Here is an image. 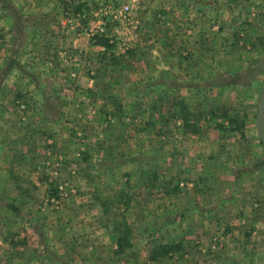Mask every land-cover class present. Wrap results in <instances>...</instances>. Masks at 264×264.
<instances>
[{
	"label": "crops",
	"instance_id": "obj_1",
	"mask_svg": "<svg viewBox=\"0 0 264 264\" xmlns=\"http://www.w3.org/2000/svg\"><path fill=\"white\" fill-rule=\"evenodd\" d=\"M1 1L0 5L5 6ZM4 1L7 5L8 0ZM132 1L134 12L132 8L131 11L137 25L130 30L116 29L122 44L115 42L114 56L129 55V52L133 55L138 52V44L154 43L150 51L153 61L148 58L143 72L133 69L128 81L119 83V95L96 93L94 87L100 82L97 78L88 77V58L101 49L91 42L92 29L88 30L81 22L85 15H92L94 18L91 17L88 25L98 29L101 34L107 32V35L100 36L109 37L113 33L112 23L109 24L110 18L106 17L108 13L105 11L112 0H11L15 8L23 11L15 19L9 15L7 7L0 8V23L4 20L7 22V16L16 22L28 17L26 20L29 21H25L29 22L32 29L29 33L33 39L27 53H20L16 49V53L11 54L7 49L9 44L8 47L2 46L0 51V89L8 93L5 99L0 94V119H4L1 120L3 123L0 122L3 125L0 132V166L3 168L1 191L11 203L17 202L18 206H13L19 217L11 214V209L7 208L13 206L7 203V208L2 209L3 212L7 210V214L5 211L0 223L12 229L21 226L27 229V225L35 227L36 223H40L46 232L39 248L57 247L58 231H64L68 223L78 224L76 215H84V212L87 215L89 211L78 210L81 213H77L69 208L70 203H65L67 200L62 201L64 206H54L60 193L46 191L53 184L49 176L56 172L58 177L62 173L66 176L67 170L64 180L72 183L69 161H76V158L90 161L92 157H100L103 161L106 152L110 154L108 147L111 146L116 157L107 161H125L127 157L118 156L116 151L117 143L125 134L130 137L131 170L138 181L142 180L139 177L146 179L136 189L137 197L141 196L147 201L145 211L137 213L145 221L141 239L144 238L145 242L158 240L162 245L175 244L178 247L192 244L195 246L193 255L196 264H264V193L257 189L261 178L255 176L250 181L248 175H239L234 179V175L227 174L225 180L230 183V189L218 192L212 184H206L205 187L209 189L202 191L203 185L198 177L215 175V169L212 170L214 162L207 160L211 146L217 145L219 135L212 129L198 131L197 136L190 133L196 127L193 124L197 122L195 118H198L191 109V104L197 102L195 96L203 88L221 94L217 79L238 75V68L216 75L225 69L219 68L214 60H218L219 53L235 50V39L243 36L244 27L250 25L251 29L259 30L257 27L260 28L262 22L260 17L255 18V13H264V5L260 0ZM2 29L3 26H0L1 39L4 38ZM177 41L179 44H175ZM24 45L26 43L22 47ZM145 54L149 55L148 52ZM20 56L22 65L12 64L20 62ZM26 58L31 62H27ZM206 60L211 64L202 63ZM25 66L27 70L41 71L37 73L39 78L31 75L25 77V73H22ZM211 73L214 74L212 77ZM238 78L236 83H239ZM238 85L227 86L223 91H231ZM18 86L30 87L29 91L33 90L34 95L29 93L27 98L37 99L36 104L27 108L24 117L19 109H12L8 105L12 100H24V94L17 93ZM81 88L85 89L84 93ZM14 90L15 93H12ZM156 99L163 106L161 117L166 121L162 125L158 121L159 115L151 113L153 107L150 105ZM45 101L54 104L49 108ZM178 102H184L187 107L184 116L181 115L186 122L175 114L179 110ZM139 107L146 108V111H141ZM147 109L150 119L145 121L140 116ZM40 115L42 119L46 117L44 126L43 120L38 119ZM224 116L230 115L224 112ZM16 118L19 120L16 121ZM25 118L30 120L25 122L29 127L21 123ZM32 119L35 120L33 123ZM137 124L147 133L146 137L141 136L143 133L137 130ZM149 126H153L154 130ZM91 129V132H87ZM75 131L85 142L79 145L84 147L80 149L81 154L76 153L75 146H71L73 143L66 136V133L71 135ZM155 134H161L162 140L167 135L178 134L173 136L172 142L178 147L180 161H172L169 153H165L161 161H153V146L159 140L154 137ZM169 141L170 137L162 145L170 144ZM143 144L149 146L152 161L137 160L138 148H142ZM141 162L151 164L153 171L144 173ZM151 162L156 163L153 165ZM139 165L142 171L138 170ZM156 166L159 169L154 170ZM61 168L63 172L60 174ZM39 172L46 177L38 180L35 175ZM13 173L16 178L12 176ZM109 174L115 176L112 171L106 172V175ZM27 178L28 183L25 181ZM243 178H246L245 184L244 181L236 184ZM239 191L244 192V196ZM219 202L231 206L229 224L232 228H227L223 235L219 233V223L223 220L219 221L215 206ZM89 226L84 223L79 228L88 230ZM64 238L71 237L66 233ZM93 238L98 237L95 234ZM89 239L79 238V242H88ZM6 254L7 257L1 255L0 259L4 263L9 262L11 253ZM60 258L51 260V263L62 264ZM27 261L18 258L17 264H26Z\"/></svg>",
	"mask_w": 264,
	"mask_h": 264
},
{
	"label": "rangeland",
	"instance_id": "obj_2",
	"mask_svg": "<svg viewBox=\"0 0 264 264\" xmlns=\"http://www.w3.org/2000/svg\"><path fill=\"white\" fill-rule=\"evenodd\" d=\"M1 2L5 4V6L0 5V8L2 7L4 9L7 7V11L12 18L15 19L23 13V11L20 12L19 9L15 8V5H13L11 0H8L7 5L4 3V0ZM133 3L132 0H112V2L109 3L105 11L108 13L106 17L110 18L109 24L112 23L111 31H113V33L110 34L109 37L100 36L107 35V32L101 34L98 29L91 28L88 23L93 16L85 15L81 22L88 27V30L92 29L90 31V33L93 34L91 36L92 44V38L97 39L99 37H104L108 39L110 43H114L115 45L116 43L122 44L116 29L124 28L125 30H130L131 28H136L137 23L134 18L135 16L133 15ZM260 3L264 5V0H260ZM131 8L133 12L131 11ZM84 14L86 13L84 12ZM255 14V18H261L262 23L259 24L260 28L257 27L259 30L251 29L250 25L248 27L246 26V28L244 27L242 29V31H244L243 36L236 37L235 39L237 42L235 50H227L231 52L221 55L219 53L217 57L218 60H214V62L218 63L219 68L225 69L224 72L216 73V75L220 76L235 71V69L238 68L236 73L240 75H237L239 77V85L237 88L235 87L228 92L222 91L221 94H215V91H207L203 88L199 95L195 96L197 102L191 104V109L198 118L196 127L191 129L194 131L190 133L197 136L196 134H199L198 131L202 132L212 129L217 135H219L216 147H208L212 151L209 154L207 161L214 162V164H212V170L215 169V175L212 173L211 176L205 174L198 177L200 183L203 185V188L201 189L202 191L209 189L208 187H205L207 186L206 184H212L218 192L230 189L231 185L225 180V178H228L227 174H232V176L234 175V179L239 175H248L250 181L254 180L255 176L257 179L261 178L257 189L264 193V148L256 131V104L261 88L264 85V29L261 26L262 24L264 27V13L256 12ZM247 15L249 16L251 13H247ZM101 16L104 15L102 14ZM27 18L28 17L24 18L23 21L16 22L7 16V22L4 20L0 23V26H3L4 29V38H0V51L2 46L8 47L9 44L7 49H9L11 54H15L16 49L19 50L20 53H27L28 46L33 45V39L31 38V33H29L32 29L30 28V25H28L29 22H26L29 21L26 20ZM23 43H26L24 47H22ZM175 44H179V42L177 41ZM154 45V43L148 45L145 42H142L138 44V52L136 54H120L116 57L114 56L115 58H111V53L107 52L104 47L98 46L101 50L96 52L94 56L88 58L89 67L87 73L89 78L99 79L100 84L94 87L96 93H114L119 95L121 93V86L119 87V83L128 81V78H130L131 73L135 68L138 72H143L145 64L149 62L148 58L153 61L150 57L152 56L150 51L153 49ZM144 49L149 53L148 56L145 54L147 52ZM106 53H108V55H106ZM26 59L27 62H31L28 58ZM208 60L202 63L206 65L211 64ZM21 63L20 56V62L17 61V63L12 64L22 65ZM26 68L27 66L23 67L24 71L22 72L25 73V77L28 78V76L31 75L34 78H39L37 73H40L41 71L27 70ZM213 75L214 74L212 73L210 74L211 77ZM143 79L145 80V77ZM114 83L115 85H113ZM29 88L30 87L28 86H18L19 90L17 93H23L24 100H18V102L12 100L8 103L12 109H19L20 115L23 117L26 115L27 108L37 103V99H34L33 97H30L29 99L27 98L29 93L34 95V92H32L33 90L29 91ZM43 90H45V86L43 87ZM80 90H82L83 93L85 92V89L83 88ZM12 93H15V90ZM0 94L3 99L8 95L7 91L3 92L1 89ZM45 102L49 108H51L50 105L52 106L54 104L52 101L51 103L48 101ZM40 107L44 111L43 106L41 105ZM150 107H153L152 114L159 115V123L161 125L165 124L166 120L161 117L163 106L160 100L156 99L151 103ZM139 108L141 111H146V108ZM148 112L149 109H147V112L141 114L140 117L142 120L148 121L150 119V114H147ZM224 112H227L230 116L223 117ZM40 117H42V115H40L38 119H42ZM153 117L157 120L156 116ZM45 119L46 117L42 119L43 126L44 123H46L44 121ZM1 120L4 119H0V122L3 123ZM15 120L18 121L19 119L16 118ZM27 120L30 121L29 118H25V120H21V123L25 124ZM169 120L172 122L171 119ZM34 121L35 120L32 119V123ZM229 121L236 122V130H230ZM81 123L82 122H80V124ZM25 125L29 127V124ZM2 126L3 125H0V132L3 131ZM136 128L140 133L144 134L141 135L142 137H146L145 135L147 133L141 130V127L138 126V124L136 125ZM149 128L154 130L153 126H149ZM91 131L92 129L87 130V132ZM176 135H167L165 140H162L161 134H155L154 137L159 140H157V144L153 146V161H161L165 153H169V157H172V161H180V158H178V156H180L177 151L178 147L172 142L173 136ZM66 136L72 141L73 144H71V146H75L76 153L81 154L82 151H80V149L84 147H79V145L85 143L81 141V135L76 134L75 131L71 135L66 133ZM168 137H170V144H166L167 150H165L164 148L166 145H162V143H165ZM182 137L188 136L182 135ZM129 140L130 137L124 134L120 142L117 143L118 147L116 151L118 152V156H121L122 158L126 156L127 159L125 161H107L108 159L111 160L116 157L114 155L115 152H112L113 146H111L108 147L110 154L106 152L104 158H102L103 161H101L100 157H92L90 158V161H84L82 158H80V160H77L78 158H76V161H69L72 167V170L70 171L72 172V183L64 180L68 171L65 170L66 176H64L62 173L63 168L60 170V174L62 173L61 177H58V172L49 176L51 177V182L53 184L46 191L60 193L58 194V199H56L58 201H54V206L60 207L64 206L65 203H70L69 208L75 209L77 213H81L78 210H83L84 212L87 209L89 211V213H87L88 216L85 212L83 213L84 215H76L77 217L75 220L79 221L78 224L74 225L68 223L66 224L64 231H58L56 234L57 247L52 245L48 248L44 246L43 248H39L42 242L41 239L45 238L46 232L41 228L42 225L40 223L35 224L36 228L32 225L30 227L27 225L26 227L28 230L25 226L12 229L11 226L7 228L0 223V253L3 252L0 254V257L1 255H3V258L7 257L6 253H11L8 258L9 262L4 263L0 260V264H17L18 258H21L24 261L28 260L26 264H53L51 263V260H57L59 257H61L60 262L62 264H196L193 255L195 246L192 244H186L185 248L182 246L178 247L172 243L173 245L171 246H175L176 248H174L168 256L157 257L156 260L151 261L154 257V249L162 244L161 241L158 240H149L145 242L144 238H140L145 221L144 217L141 220L140 215L137 216V213L145 211L147 201L145 198H141V196H139L140 198L137 197L138 191L136 189L140 182H145L146 179L139 177L142 180L138 181L134 171L131 170L129 163V154H131ZM0 144H2V139H0ZM139 148H141V146ZM139 148L137 160L142 162L152 161V154H150L149 146L143 144L141 151ZM142 162L141 167L143 168L144 173L147 171H153L151 164L145 165ZM151 163L155 165L156 162ZM45 166L48 167L47 165ZM141 167L140 165L138 166L139 171H142ZM155 169H159V167L156 166L154 170ZM55 170L57 171L56 166ZM111 171L115 173V176L112 174L106 175V172L110 173ZM2 172L3 168L0 166V177ZM12 176L16 178L14 173ZM24 176L26 177V175ZM35 177H37L38 180H42L41 177L46 176H43V174L39 172ZM246 178L239 179L241 181L238 180L236 184L243 183V181L245 184ZM25 181L28 183V178ZM1 190L3 191V186L0 182V220L1 217L5 215V211L7 214V210L4 212L2 211L7 203L12 206H18L17 202L14 204L11 203L10 199L5 197V194L2 193ZM47 194L49 193L47 192ZM240 194L244 196L243 194L245 193L240 192ZM64 200L67 201L64 203L62 202ZM51 202L54 203L53 201ZM215 206H217L219 221L223 220L220 223L217 221L220 226H218L220 228L219 233L223 235L227 228H232L231 224H229L231 206L221 202ZM7 209L10 210L9 208ZM11 212V214L18 217L16 212L12 210ZM55 215L56 214L53 215L54 219ZM45 219L47 220L49 217H45ZM40 221H42V219H40ZM84 223H88V226L91 224L88 230L79 228ZM122 228L127 229L128 240L130 243L132 241V243L128 249L119 253L117 252V238L123 230ZM66 233L68 236L70 235L71 238H64ZM95 234L98 238H93ZM85 237H90L88 242H79V238ZM6 245L7 248L5 249L4 247ZM38 257L40 259L35 260ZM0 259H2V257Z\"/></svg>",
	"mask_w": 264,
	"mask_h": 264
},
{
	"label": "trees",
	"instance_id": "obj_3",
	"mask_svg": "<svg viewBox=\"0 0 264 264\" xmlns=\"http://www.w3.org/2000/svg\"><path fill=\"white\" fill-rule=\"evenodd\" d=\"M92 41H93L94 45L102 46V47L105 48V50L107 52H110L111 53V58H115L113 52H114V50L116 48V45L114 43H110V41L108 39L104 38V37H99L97 39H93L92 38ZM129 54H130V52H129ZM237 78H238V76L235 77L234 75L229 76V78H227V79L218 78L217 79V83L219 84L218 90L220 92H222L223 89L225 87H227V86H232V85H235V84L237 85L238 84V83H236L237 82ZM177 106H179V110L175 114H177L179 116L178 119H180L181 121L183 120L184 122H186V120H184L183 117L181 116V115L184 116L185 112L187 111V107H186L185 103L184 102H180V103L178 102ZM173 118H174V114H173ZM196 119L197 118H195V120ZM172 120H175V119H172ZM193 124L196 125L195 122ZM235 124H236L235 121H233V122L229 121L230 130H236ZM9 209H11L12 211L16 212V209L14 207L9 208ZM130 246H131V243L128 240V231H127L126 228H124L121 231V233L118 236V238H117V249H118L117 252H119V253L123 252L124 250L128 249ZM174 248H176V247L175 246H171V245H167V244L166 245H158L157 248H155L154 251H153V256L154 257H153V259L151 261L156 260L157 257L168 256L173 251Z\"/></svg>",
	"mask_w": 264,
	"mask_h": 264
},
{
	"label": "water",
	"instance_id": "obj_4",
	"mask_svg": "<svg viewBox=\"0 0 264 264\" xmlns=\"http://www.w3.org/2000/svg\"><path fill=\"white\" fill-rule=\"evenodd\" d=\"M256 108V131L264 148V85L261 88Z\"/></svg>",
	"mask_w": 264,
	"mask_h": 264
},
{
	"label": "built area",
	"instance_id": "obj_5",
	"mask_svg": "<svg viewBox=\"0 0 264 264\" xmlns=\"http://www.w3.org/2000/svg\"><path fill=\"white\" fill-rule=\"evenodd\" d=\"M125 10H126V8H125Z\"/></svg>",
	"mask_w": 264,
	"mask_h": 264
}]
</instances>
